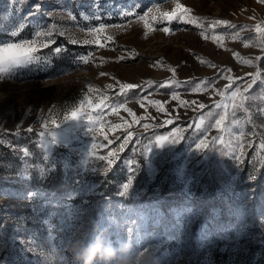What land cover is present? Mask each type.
<instances>
[{
  "label": "rangeland",
  "instance_id": "obj_1",
  "mask_svg": "<svg viewBox=\"0 0 264 264\" xmlns=\"http://www.w3.org/2000/svg\"><path fill=\"white\" fill-rule=\"evenodd\" d=\"M24 41L0 147L37 184L0 182V264H76L71 233L155 264L264 257V0H0V47Z\"/></svg>",
  "mask_w": 264,
  "mask_h": 264
},
{
  "label": "clouds",
  "instance_id": "obj_2",
  "mask_svg": "<svg viewBox=\"0 0 264 264\" xmlns=\"http://www.w3.org/2000/svg\"><path fill=\"white\" fill-rule=\"evenodd\" d=\"M64 251L76 264H155L147 250L136 252L129 244L119 249L97 237L87 240L71 233L64 243Z\"/></svg>",
  "mask_w": 264,
  "mask_h": 264
},
{
  "label": "trees",
  "instance_id": "obj_3",
  "mask_svg": "<svg viewBox=\"0 0 264 264\" xmlns=\"http://www.w3.org/2000/svg\"><path fill=\"white\" fill-rule=\"evenodd\" d=\"M56 63L58 62H62V59L59 60H55ZM21 134H25V132L21 133ZM8 136H13L12 134H8ZM28 138H22V136L20 135V137L18 138L17 141V145H21L25 148H27L29 151H32V148H34L35 144L34 143H30V141H28ZM0 173L3 175H0V178H4V179H0V182H3V184L5 185H11V186H20L22 187L23 185L26 186H35L37 184L36 177L34 176L35 173L30 170V178L29 179H25V181H22L23 179H19V177L17 176V172H19L22 168L26 167V165L23 163V161L19 158H17L16 156L13 155V153L10 151L9 147H0ZM51 176L48 179V183H46L45 187L54 190L56 192L58 191H62V190H67L68 189V185H67V181L64 178V173L60 168H55L54 170L50 171ZM111 193V190L107 191V194ZM258 228L257 227H252L251 229V234H255L257 232ZM228 237H224V239H222L221 242L227 243V241H229L230 239L233 238V234L232 231L230 230L228 232ZM262 244L264 242V237L262 236ZM260 245L259 248H262L263 245ZM258 247V246H257ZM224 254H226V251L223 250L222 251ZM256 252H258L259 256H262L264 254V250L259 249ZM256 264H264V257H260L258 259H256Z\"/></svg>",
  "mask_w": 264,
  "mask_h": 264
},
{
  "label": "snow or ice",
  "instance_id": "obj_4",
  "mask_svg": "<svg viewBox=\"0 0 264 264\" xmlns=\"http://www.w3.org/2000/svg\"><path fill=\"white\" fill-rule=\"evenodd\" d=\"M182 5H177V8H182ZM184 13L189 12V9H183ZM164 18L168 19V20H176L179 19L181 22L184 23H195V20L192 18H185L184 15H181L179 17H177V15L175 13L169 14V13H165L164 14ZM215 23L217 25L220 24H227L226 21H221V20H217L215 21ZM166 32L168 31V29H164ZM37 51V49L33 46H31L27 41L18 43V44H13V43H9L4 47H0V73L4 72L7 70V66L14 64V63H19L23 60H28V59H32L34 57L33 53H35ZM250 63V62H249ZM257 81L253 80L252 84L254 85ZM125 88L128 89H132L134 87H136V85L133 84H127L124 86ZM252 85H249V88H251ZM217 107H220V105H217ZM241 107H243V105H241ZM77 113L76 112H72V117L73 119H75ZM223 119V117L221 118V120ZM217 125H219L221 123L220 120H218ZM164 139V138H162ZM95 147V145L93 146Z\"/></svg>",
  "mask_w": 264,
  "mask_h": 264
}]
</instances>
